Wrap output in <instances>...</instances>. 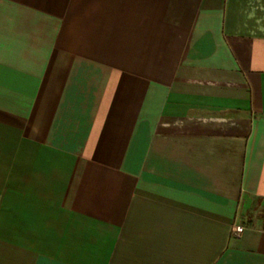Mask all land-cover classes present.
Masks as SVG:
<instances>
[{
  "label": "crops",
  "instance_id": "obj_1",
  "mask_svg": "<svg viewBox=\"0 0 264 264\" xmlns=\"http://www.w3.org/2000/svg\"><path fill=\"white\" fill-rule=\"evenodd\" d=\"M0 264H264V0H0Z\"/></svg>",
  "mask_w": 264,
  "mask_h": 264
},
{
  "label": "built area",
  "instance_id": "obj_2",
  "mask_svg": "<svg viewBox=\"0 0 264 264\" xmlns=\"http://www.w3.org/2000/svg\"><path fill=\"white\" fill-rule=\"evenodd\" d=\"M245 227L243 225H239L234 229V233L236 235H240L244 231Z\"/></svg>",
  "mask_w": 264,
  "mask_h": 264
}]
</instances>
